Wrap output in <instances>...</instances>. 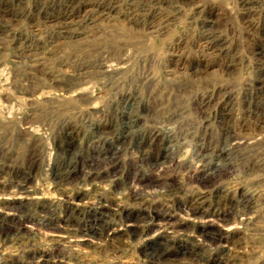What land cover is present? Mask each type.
<instances>
[{
	"label": "rangeland",
	"instance_id": "rangeland-1",
	"mask_svg": "<svg viewBox=\"0 0 264 264\" xmlns=\"http://www.w3.org/2000/svg\"><path fill=\"white\" fill-rule=\"evenodd\" d=\"M133 1L89 0V4L85 5L84 9L78 8V14L74 13L75 17L80 15L79 18L67 20L71 27L68 28L69 37L65 38L59 35L58 29L63 25L62 18L70 9L67 7L71 0H0V225H10L11 222L16 221L15 219H20L14 225V229H11V233L7 234L6 240L2 237L0 264H39L42 259H38V256L43 253L47 256L50 254L48 263L146 264L140 251L145 244L155 242L158 235L170 237L173 241L176 239L185 241L184 244L188 249L196 245L194 250L200 254L197 262H178L175 257H170L162 264H204L202 260L210 256L211 250L208 247H198L201 239L195 232L207 225L220 232L228 241H232L222 242L212 250V253L216 252L220 257L222 256L221 260H224L222 264H264V220H259L254 228V226L248 227L245 217L240 215L233 216L226 223H219L209 218L206 212L190 215L185 210L177 209L179 204L195 194L203 201L200 208L204 211L209 209L208 213L213 212L218 207L212 193L214 188L236 186L248 190L250 187L251 178L245 176L242 167L235 162L232 165L234 169L225 176L208 175L212 164L220 165L216 157L219 149L229 143L233 145L235 142L222 138L221 129L216 123L215 110L208 111L200 118L192 101L197 94L208 92V95L213 94L215 87H232L230 95L232 97L233 93L231 103L233 115L228 118V120L231 118L228 122V130L233 137L253 133L254 127L260 124L259 120H264V108L255 110V107L262 102L263 93L256 98L251 89L257 86L256 80L260 78L251 54L253 49L264 41L259 34H254L255 37L251 36H254L252 32L256 33L255 28L257 29V25L261 24L264 18L261 15H254L252 18L255 20L253 19L252 25H249L250 28L247 27L248 25L242 21V14H239V0H154V2L135 0L134 3ZM96 3H112L113 9L105 11L107 13L104 14L107 16L97 24L94 23L95 26L92 27L89 23L90 16L99 15V9L95 7ZM72 4L73 11H77L76 7L79 5L77 6L75 1ZM83 16L87 17L78 22ZM167 16H175V19L170 22L171 24H167L165 29L163 27L161 31L155 32V28L153 31L149 28L153 27L156 20L160 22ZM204 19H211L214 22L213 30L226 42L228 53L225 54L226 56L218 57V67L197 66V61L202 60L203 55L206 54H204L205 44L199 41L202 32L200 22ZM75 22L86 30L80 32L81 35L72 37L73 30H77L74 26ZM121 26L127 27L126 30L131 26L129 28L131 32L127 31L134 34L133 38L131 36V41L143 45L128 50L123 43L113 47L110 42L118 34L120 35L117 29ZM19 50L30 51L28 54L37 58L24 56L25 53L22 57H17L20 54ZM124 54L131 55L128 56L125 66H122L121 62L118 68L122 70L113 77L97 76L96 70L88 69L92 66L90 63H96L97 60L106 71L116 69L120 60L125 58ZM229 56L241 60L238 66L225 73L220 66L226 60H230ZM105 59L108 61L105 62ZM95 63L93 66L97 65ZM82 70L83 72L87 70V77L79 76ZM195 70H198L197 74H193L197 72ZM185 71L192 73L191 77H184L186 80L183 78V82L177 83L178 87L169 86L173 76H180ZM143 76H146L147 80H144ZM61 77L63 80L59 79ZM73 77L79 80L77 83H80L75 91L74 88H70L73 89L72 91L63 88L65 81L74 79ZM195 78L199 79L195 80ZM212 82L215 86L210 85L207 89L206 85ZM200 84L205 85V89L197 86ZM125 93H129L130 98L134 97L133 109L122 108L120 95H126ZM247 111L254 115H248ZM61 112L66 114H60ZM167 112L170 114L167 115ZM172 112L173 115L177 114L176 119H170ZM57 115L60 117L58 118ZM139 115L143 118L139 126L141 134L145 135L143 141L146 140L150 130H156L160 137L164 136V139L177 137L174 139L177 143L174 144L176 147L173 152V161L177 166L172 165L171 168L166 166L165 169L151 173L152 178L160 179L162 184L174 182L177 190H173V195L161 194L163 190L161 191L159 186L144 187L147 180L143 186L139 182L137 184L129 180L142 172L145 175L150 174L148 166H139L140 164L136 162L134 157L137 154L131 150V145L113 154L114 147L109 146L113 138L104 145H99L93 153L87 149L92 142L98 140L93 135V126L105 120L109 121L114 135L117 136L116 133L122 126L120 122L122 117H125V123L131 120L133 123L135 117ZM54 118L55 120H52ZM262 125L264 122L260 124ZM201 133L207 135L204 136L205 138L209 136L212 138L210 141L204 138L205 143L208 144L205 147L210 148L205 158L199 161ZM103 136L102 139L107 138ZM257 138L264 139V132H261ZM149 152H153V149ZM72 158L71 178L65 184L53 186L51 182L53 170L62 163L70 162ZM201 166L203 171L198 179L187 180V174L191 175L201 170ZM165 172L167 175H164ZM132 190L139 199H130ZM262 190L258 188L255 200L258 196V201L260 200L264 191ZM98 194L101 203L93 199V196ZM236 203L240 205L238 201ZM224 205V201L221 202V207ZM18 206H21L23 213L21 215H18L21 211L17 210ZM164 206H169V214L166 213L164 217L169 216L173 218L172 220L182 223V228L177 233L160 228L162 223L159 225L153 218L154 213ZM139 207L145 209L148 220H155L150 225L155 227L153 230L155 229L156 232L149 230L150 227L147 226L149 222H137L132 228V234H124L123 231L125 227H129V224L124 227L122 225L124 221L118 220L119 216H116L113 219L108 218L111 229L105 231L107 236L115 232L117 238L112 243L108 238L101 241L84 236V233L80 232L81 229L72 234L64 229L56 230L52 225L54 223L57 225L58 221L63 220L71 210H79L82 229L88 232L99 221L95 219L103 215V210L115 211L122 208L121 210L130 209L135 212ZM259 226L263 231H260ZM17 227H21V233L16 231L19 230ZM55 247L58 252L57 255L53 254V257L51 253Z\"/></svg>",
	"mask_w": 264,
	"mask_h": 264
},
{
	"label": "bare ground",
	"instance_id": "bare-ground-1",
	"mask_svg": "<svg viewBox=\"0 0 264 264\" xmlns=\"http://www.w3.org/2000/svg\"><path fill=\"white\" fill-rule=\"evenodd\" d=\"M75 1L76 5L78 7H76L77 9H84V6L89 4L88 1L89 0H71L70 5L67 8H70L69 10L66 11V14L64 15V18H62V20H64L63 25H61L59 27V35L62 37H69L70 31L68 30L69 27H71L68 23L67 20L72 19L75 17L74 13L78 11H73L74 9V5L72 4ZM87 1V2H86ZM133 1V0H132ZM135 1V0H134ZM133 1V3H134ZM147 1V0H146ZM145 1V2H146ZM154 2V0H150V2ZM166 1V0H165ZM104 2V1H103ZM158 2V1H157ZM132 3V5H133ZM147 3V2H146ZM159 3V2H158ZM92 4V3H91ZM136 4V3H135ZM68 5V4H66ZM73 5V7H72ZM146 5V4H145ZM153 5V4H152ZM94 7V6H93ZM95 7L97 9H99L98 13L99 15L93 14L90 16L89 18V23L91 24V26L93 27V25L95 26L94 23L97 24V22H99L101 19L103 20L105 16H107V14H104L105 11H110L113 9V4L109 3V4H103V3H96ZM145 7V6H144ZM66 9V8H65ZM150 9V8H149ZM172 9V8H171ZM239 9H240V13L243 16V23L245 25H248L247 27H249V25H252L253 21L255 20L254 15H261L264 18V0H239ZM86 10V8H85ZM126 10V9H125ZM86 12V11H85ZM84 13V12H82ZM107 13V12H105ZM159 13V12H158ZM163 13V12H162ZM85 14V13H84ZM74 15V16H73ZM87 15V14H85ZM201 15V14H200ZM137 16V15H136ZM135 16V17H136ZM79 16H76L75 18H79ZM85 17L87 16H83L80 18V20L78 22H80L81 20H84ZM134 17V16H133ZM138 19V18H137ZM160 19V18H159ZM175 19V16H167L165 17L164 20L160 21V22H156L157 24L154 23L153 27H149L150 29H152V31L154 30V28L156 29L155 32L157 31H161V29L164 27V29L167 27V24H171L170 22H173ZM235 19V18H234ZM254 19V20H253ZM87 20V19H86ZM153 20V19H152ZM263 20V19H262ZM71 21V20H70ZM76 23L74 26L77 27V30L74 31L73 30V36L75 37V35H81L80 32H84L86 29L85 27L81 28V26H79V23ZM136 22V21H135ZM162 22V23H161ZM255 23V22H254ZM261 24L257 25V29L256 33L252 32L251 29L250 31L253 33L252 35H261L262 36V40L264 41V21L260 22ZM89 25V24H88ZM88 25H86L88 27ZM131 25V24H130ZM201 28H202V32H201V37H200V42H203L205 44V51H204V58L202 60L197 61V66L200 65L202 67L205 68H211V67H218V63H217V59L218 57H220L221 55H225L228 53V50H226V42L225 40H223V38H221L220 35H218V32H215L213 30V26H214V22L209 19H204L201 20L200 22ZM242 25V24H241ZM255 25V24H254ZM90 26V25H89ZM110 27V26H109ZM129 28L131 26H128ZM190 27V26H189ZM245 28V26H243ZM127 28V27H126ZM126 28L124 26H121L119 29L120 31V35L118 34V36L114 39L113 37L110 35V38L112 37V45L113 47H116L118 44L123 43V45L125 46V48L128 50V48H133L134 49L138 46L141 47L143 44H138L137 42L134 43V41L132 42V38L134 34H130L127 33L131 32L129 31V28L126 30ZM250 28V27H249ZM248 28V29H249ZM149 31V29H147ZM116 31V30H115ZM190 31V30H189ZM254 31V30H253ZM249 32V31H248ZM118 33V32H116ZM135 33V32H133ZM139 33V32H138ZM160 33V32H159ZM242 33V32H241ZM95 34V33H94ZM115 34V33H114ZM140 35V34H139ZM142 35V34H141ZM248 35V34H247ZM251 35V34H250ZM251 36V37H255ZM109 36V35H108ZM132 36V38H131ZM260 36V38H261ZM105 37V36H104ZM259 37V36H258ZM71 38V37H70ZM84 38V36H83ZM101 38V37H100ZM139 38V37H138ZM141 38V37H140ZM64 39V38H63ZM81 39V38H80ZM85 39V38H84ZM106 39V38H105ZM124 39V40H122ZM226 39V38H224ZM259 39V38H258ZM57 40V39H56ZM83 40V39H82ZM99 40V39H98ZM84 41V40H83ZM103 41V40H102ZM88 42V41H86ZM108 42V41H107ZM261 42V41H260ZM103 43V42H101ZM264 43V42H263ZM261 45H257L256 48L253 49L252 51V57L256 62L257 65V69H258V73L259 75V79L256 80L257 86H253V88L251 87V89L254 91H251L254 93V95L256 96V98L260 97V94L263 93V99H264V44ZM89 44V43H88ZM94 44H97L94 42ZM105 44V43H103ZM189 44V43H188ZM84 44H82L83 46ZM93 45V44H92ZM21 46V45H20ZM23 46V45H22ZM21 46V47H22ZM26 46V45H25ZM44 46V45H43ZM87 46V45H86ZM96 46V45H95ZM94 46V47H95ZM20 47V48H21ZM29 47V45H28ZM110 47V46H109ZM112 47V46H111ZM112 47V48H113ZM37 48V47H36ZM41 48V46H40ZM90 48V47H89ZM119 48V47H118ZM116 48V49H118ZM121 48V46H120ZM119 48V49H120ZM146 48V46H145ZM39 49V47H38ZM123 49V48H122ZM28 50V49H27ZM30 50V49H29ZM34 50V49H32ZM139 50V49H138ZM20 51V50H19ZM18 51V52H19ZM35 51V50H34ZM90 51V50H89ZM118 51V50H117ZM120 51V50H119ZM42 52V51H41ZM47 52V51H46ZM135 53H140L138 51H134ZM148 52V51H147ZM20 54L17 55V57H22L23 54L25 53L24 56H31L32 54H28L30 53V51H24L21 50L19 52ZM37 53V52H36ZM128 54V53H127ZM132 54V53H131ZM129 54V55H131ZM134 54V53H133ZM149 54V53H148ZM38 55V53H37ZM125 55V54H124ZM129 55H125V58L122 59L123 55H121L122 57L120 59V62L118 63V59L117 60V65H116V69H112L109 71H106V69H102V66L100 62H97L95 64V66H93V64L90 63V65H92L91 67H89L88 69L90 70H96L97 71V76H102V77H106V76H111L113 77L114 75H116L119 71L122 70V68H118L119 65H121L122 62V66L126 65V61L128 60V56ZM42 56V55H40ZM226 56V55H225ZM232 56V55H230ZM229 56V58H230ZM32 57V56H31ZM234 57V56H233ZM230 58V60H224L225 62L222 64V66H220V68L223 70V72L227 73L230 71V69L236 67L239 65L240 60H237L235 58ZM16 58V57H15ZM25 58V57H24ZM34 58V57H32ZM37 57H35L34 59H36ZM200 58V57H199ZM222 58V57H221ZM26 59V58H25ZM43 59V58H42ZM223 59V58H222ZM221 59V60H222ZM101 60V58H100ZM151 60V59H150ZM188 60V59H187ZM108 61V60H107ZM105 59V62H107ZM115 61V60H114ZM61 62V61H60ZM91 62V61H90ZM223 62V61H222ZM219 62V63H222ZM85 63V62H84ZM116 63V62H115ZM255 64V63H254ZM89 65V66H90ZM17 67V66H16ZM83 68V67H82ZM81 68V69H82ZM84 69V68H83ZM87 69V70H88ZM87 70L85 72H80L79 76L83 77V76H88L87 74ZM197 71V72H196ZM146 72V71H145ZM196 73L193 74H197L198 70H195ZM200 72V70H199ZM204 72V71H203ZM89 73V71H88ZM75 74V73H74ZM182 75L180 76H173V78L171 79V85L175 88V85L178 83H180L182 81V79L185 77L187 78L188 76L191 77V74L189 71L186 73L183 72L181 73ZM204 74L206 75V72H204ZM55 75V74H54ZM91 76V74H90ZM93 76V75H92ZM201 76V75H200ZM55 77V76H54ZM57 77V76H56ZM76 77V76H75ZM116 77V76H115ZM74 78V77H73ZM80 78V77H79ZM84 78V77H83ZM184 78V79H185ZM59 79H62L59 78ZM105 79V78H104ZM116 79V78H115ZM142 79V78H141ZM144 80H147L146 76H143ZM142 79V80H143ZM197 78H195L196 80ZM199 79V78H198ZM197 79V80H198ZM43 80V79H42ZM63 80V79H62ZM61 80V81H62ZM110 80V79H109ZM107 80V82L109 81ZM170 80V79H169ZM186 80V79H185ZM184 80V81H185ZM52 81V80H51ZM55 81V80H54ZM59 80L57 79V82ZM79 81V80H78ZM75 78L74 79H69L67 82L65 81V84L62 86L63 88H75L78 86L77 83L78 82ZM192 81V80H191ZM190 81V82H191ZM81 82V81H80ZM183 82V81H182ZM198 82V81H197ZM64 83V82H63ZM199 83V82H198ZM197 83V84H198ZM203 83V82H202ZM211 83V82H210ZM51 84V83H50ZM60 84V83H59ZM146 84V83H145ZM148 85L150 84V82L147 83ZM146 84V85H147ZM186 84V83H184ZM192 84V83H191ZM190 84V85H191ZM196 84V82H195ZM52 85V84H51ZM182 85V84H181ZM210 85L215 86L212 82V84H207L206 88L209 87ZM177 86V85H176ZM200 86L199 88L203 89L204 86L202 84L197 85ZM178 87V86H177ZM182 87V86H180ZM178 89V88H177ZM194 89V88H193ZM200 89V90H201ZM205 89V88H204ZM208 89V88H207ZM216 89L215 92L213 94L208 95V93L204 94V93H200V94H195L194 96V100L192 101V103L194 102V106H195V110L198 116H201L200 118L204 117V115H206V113L210 110H215V115H216V123L218 125V128L220 127L221 129V133H222V138L224 139H228L229 142H235L232 146L230 145V143L228 145H224L222 147V149L220 148L219 151L216 153V157L219 159L220 161V165H211V169L209 172V176H225V174L229 171H231V169H234V167L232 166L233 163L235 162L238 166H241L243 169V174H245V176H247L248 178H251V183H250V187L248 190H245L243 188H239L236 186H231L230 187H216L212 190V193L214 194V198L216 200L217 203V210L213 212H209L202 210V208H200V205L203 203V201H201V198L199 196H196L195 194L192 196H190V198H188L187 201H185L184 203H181L178 205V210L179 211H183L185 210L186 213L188 214H204L206 212V214H208L209 218H212L213 221H217L219 223H226L227 221H229L233 216L235 215H240V217H245V223L248 227L250 226H254L258 223L259 220H264V139H259L257 138V136L261 133L264 132V125L260 126V124H263L264 120L261 119L260 124L254 127V129L252 130V132L254 133H246L243 134L242 136H234L233 134L228 130V122L230 121V119L228 120L229 116L233 115L231 114V103H232V97H233V93H232V97L230 95V91L232 89V87H228V88H214ZM71 91L73 89H70ZM173 90V89H171ZM191 90V89H190ZM189 90V91H190ZM233 90V89H232ZM63 91V90H62ZM67 91V89H66ZM202 91V90H201ZM204 91V90H203ZM214 91V90H213ZM218 91V92H217ZM69 92V91H68ZM217 92V94L215 95V93ZM25 93V92H24ZM38 93V92H37ZM193 93V92H192ZM126 94V93H125ZM129 94V93H128ZM126 94V95H120V102L122 103V108L124 110H127L128 108L131 109V107L133 106V101H134V97L130 98V96ZM182 95V94H181ZM85 96V95H84ZM88 97V96H87ZM169 97V96H168ZM189 97V96H188ZM80 98V97H79ZM48 99V98H47ZM56 99V98H55ZM88 99V98H87ZM261 100V104L257 107H255V110L258 109H262L264 108V100ZM257 100V99H256ZM83 101V100H82ZM39 102V101H38ZM57 102V101H56ZM87 102V101H86ZM42 103V102H41ZM63 103V102H62ZM187 103V102H186ZM259 103V102H257ZM118 104V103H117ZM135 104V103H134ZM252 104V103H251ZM255 104V103H254ZM37 105V104H36ZM45 105V104H44ZM182 105V104H181ZM54 107V106H53ZM54 109V108H53ZM66 109V108H65ZM133 109V107H132ZM57 110V109H56ZM64 110V109H63ZM62 110V111H63ZM60 111V110H59ZM65 111V110H64ZM165 111V110H164ZM57 112V111H56ZM66 112V111H65ZM65 112H61L60 114H66ZM143 112V111H142ZM249 112V111H247ZM256 112V111H255ZM59 113V112H58ZM165 113V112H164ZM170 112H167V115H169ZM56 115V113H54ZM129 114V113H128ZM51 115V114H50ZM59 115V114H58ZM57 115V116H58ZM130 115V114H129ZM179 115V114H178ZM248 115L253 116L254 114L252 112H249ZM56 116V117H57ZM125 116V115H124ZM45 117V116H44ZM48 117V114H47ZM52 117V116H51ZM60 116H58L59 118ZM62 117V116H61ZM130 117V116H129ZM133 117V116H132ZM131 117V119H132ZM264 117V116H263ZM43 118V117H42ZM176 119L177 118V114L170 115V119ZM258 118V116H257ZM262 118V117H261ZM49 119V118H48ZM154 119V118H153ZM254 119V117L252 118ZM260 119V118H259ZM46 120V119H44ZM50 120V119H49ZM52 120H55L52 119ZM130 120V119H129ZM128 120V121H129ZM111 121V120H110ZM125 117H122L121 119V125L119 127V131L116 133V135H114L113 133V129H112V125L110 124L109 121H103L100 124H97L96 126H93V135L95 138H97L98 140L92 142L89 146V148H87L89 151H91L92 153L95 152L99 147V145H104V143L106 141H110L111 139H113L112 144H109V146H113L114 150H113V154L117 153L120 150H125L127 149L128 146H130L131 150L137 154V156H135V160L136 162H138L141 165H146L149 167L150 170V174L149 175H145L142 173H140L138 176L135 175L133 177H131L129 180H131V182L133 183H137L139 182V184L141 186H143L146 183L147 180V184L144 185V187H153L155 186H159L161 188V191L163 190V192L161 194H169V195H173V190H177V187L175 185V183L173 182H166L163 183L160 182L158 179L156 178H152L151 173L152 172H156V170H161L162 168L165 169L166 166H170L173 167L177 166V164L173 161V157H174V149L176 147L174 139L177 138H166L164 139L163 137H160L161 135L158 134L159 132H157L156 130H153L148 133V135L146 136V140L143 141V134H141L140 131V125L143 122V118L137 116L135 117V120L132 122H127L125 123ZM38 124L41 122L37 121ZM35 122V123H37ZM67 122V121H66ZM44 123V121L42 122V124ZM55 123V121H54ZM64 123V122H63ZM63 123L61 125H63ZM41 124V123H40ZM65 125V124H64ZM68 126V125H66ZM63 127V126H62ZM65 127V126H64ZM192 127V126H191ZM238 127V126H237ZM92 129V128H91ZM242 129V128H241ZM105 130L107 132H105ZM117 130V128H116ZM187 130V129H186ZM190 131V130H189ZM188 132V131H187ZM205 133V132H204ZM8 134V133H7ZM70 134V132H69ZM105 136L107 138H103L101 136ZM192 135V134H191ZM103 136V137H104ZM204 136H207L206 134H202L199 136L200 138L202 137V139H200V141L202 142V144L199 146V161L202 160V158H205V154L208 151V149L210 148L208 146L205 147L206 144L204 141ZM73 137V136H72ZM91 138V137H90ZM179 138V137H178ZM208 139V141H210V136L206 137ZM205 138V139H206ZM88 140H91L88 138ZM178 140V139H176ZM93 141V140H92ZM218 141V140H217ZM226 141V140H225ZM91 142V141H90ZM177 143V142H176ZM208 143V142H207ZM211 143V142H209ZM224 143V140H223ZM60 144V143H59ZM66 144V143H65ZM212 144V143H211ZM216 144V142H215ZM89 145V144H88ZM210 145V144H209ZM61 146V145H60ZM63 146V145H62ZM211 146V145H210ZM36 147V146H35ZM104 148V147H103ZM34 149V148H33ZM66 149V148H65ZM150 149H153V152H149ZM29 150V149H28ZM32 150V149H31ZM69 150V149H68ZM35 151V150H34ZM57 151V150H56ZM67 151V150H66ZM74 151V150H73ZM72 151V152H73ZM76 151V150H75ZM3 152V151H2ZM60 152V150H58V153ZM106 152V151H105ZM112 152V150H111ZM34 153V152H33ZM57 153V152H56ZM61 154V152L59 153ZM75 154V152H74ZM77 154V153H76ZM112 154V155H113ZM40 155V154H39ZM78 155V154H77ZM63 156V155H62ZM74 156V155H73ZM61 157V156H60ZM72 157V156H70ZM114 157V155H113ZM35 159V158H34ZM33 159V160H34ZM60 159V158H58ZM81 159V158H80ZM32 160V161H33ZM134 161V160H133ZM218 161V162H219ZM73 158L70 160V162L66 163V164H61V166H57L52 173L51 176V182L53 186H59L61 183L65 184V182L70 179V173L73 171ZM65 163V162H64ZM58 164V163H57ZM72 164V166H71ZM92 164V163H91ZM137 164V163H136ZM206 164V163H205ZM223 164V165H222ZM235 165V164H234ZM180 166V165H179ZM203 166V165H202ZM202 166H201V170H197L195 171L193 174H187V180H192V179H198L199 174L202 173ZM9 167V166H8ZM182 167V166H181ZM233 167V168H232ZM240 167V168H241ZM71 170V171H70ZM158 172V171H157ZM149 173V172H148ZM166 173V172H165ZM184 173V172H183ZM230 174V173H229ZM164 175H167L164 174ZM229 176V175H228ZM156 177V175H155ZM166 177V176H165ZM185 177V176H184ZM167 178V177H166ZM224 178V177H222ZM221 178V179H222ZM94 179V178H93ZM159 181V182H158ZM202 181V180H201ZM68 182V181H67ZM22 183V182H21ZM191 184V183H190ZM18 185V184H17ZM20 185V184H19ZM21 186V185H20ZM20 186H18L20 188ZM218 186V185H217ZM143 188V187H142ZM258 188L263 189V194L261 195L260 200L258 201L259 196L257 197V199L255 200V197L258 195ZM139 189V188H138ZM155 189V188H154ZM180 190V189H178ZM181 192V190H180ZM131 200H137L139 199L137 196V194L135 193L134 190H132L131 192ZM171 193V194H170ZM262 193V192H261ZM96 194V193H95ZM100 194V193H99ZM94 195L93 199H96V202H100V195ZM212 194V195H213ZM260 195V194H259ZM154 196H157L154 194ZM77 197H79L77 195ZM96 197V198H94ZM150 197V196H149ZM155 198V197H152ZM102 199V198H101ZM95 201V200H94ZM225 203L224 207H221V202ZM239 202L240 205H237L236 202ZM108 202V201H107ZM101 203V202H100ZM176 203V202H175ZM236 203V205H235ZM108 204V203H107ZM106 204V205H107ZM174 204V203H173ZM39 205V204H38ZM112 207V203L109 204ZM6 208V207H5ZM114 208V207H113ZM116 208V206H115ZM148 208V207H147ZM174 208V207H173ZM109 209V208H108ZM122 209V208H121ZM120 208L116 209L115 211H108V210H103L101 216H99V218H96L95 220H99L95 225H93V227L91 229H87L88 232H85L82 229V224H81V220L79 219V214L80 211L79 210H71L70 212H68L65 216V218L63 220H59L58 224L56 225L54 222L53 227H55V229H64L66 231H70V233H74L76 230H80L81 229V233H84V236H88L90 238H97L98 240H103L105 238H108L110 242H114V240L117 238V236L115 235V232H112L111 235L107 236L105 235V231L106 230H110L111 229V223L110 220L108 218H116V216H119L117 219L118 220H123L124 223H122V225H124V227L126 225H128L129 227H125L123 233L130 235L132 234V228L134 227L135 223H148L149 222V230L151 229V231H155L156 230L153 228H155L153 225H150L151 223H153L155 220L158 221L159 225L162 223V226L160 228H163L165 230H170L172 232H178L181 228H182V223L178 220H172V217H164V215L166 213H168V209L169 206H164L162 207L161 210L157 211L154 213V219L155 220H148V217L145 214V209L144 208H140L137 209L135 212L130 211V209L127 210H121ZM216 209V208H215ZM18 211L21 210V206L17 208ZM114 210V209H113ZM172 210V209H171ZM177 210V211H178ZM13 211V210H12ZM24 211V210H23ZM43 211V210H42ZM176 210H174L175 212ZM17 212V211H16ZM39 212V211H38ZM18 215H21L22 210L20 212H18ZM44 213V211H43ZM262 213V214H261ZM23 214V213H22ZM96 214V213H95ZM169 214V213H168ZM171 214V213H170ZM45 215V214H44ZM50 215V214H49ZM262 215V216H261ZM46 217V216H45ZM96 217V216H95ZM94 217V218H95ZM1 218V217H0ZM81 218V217H80ZM14 219V218H13ZM93 219V218H92ZM108 219V220H107ZM111 219V220H112ZM2 220H4L2 218ZM16 221L14 223L11 222L10 225H4L1 226L0 225V242L3 240L2 237L5 238L7 237L8 233H11V229H14V225H16V223L20 220L19 218L15 219ZM148 220V221H147ZM2 222V221H1ZM40 222V221H39ZM48 222V221H46ZM114 222V221H113ZM116 222V220H115ZM118 222V221H117ZM264 222V221H263ZM44 223V222H43ZM86 223V221H85ZM120 223V222H118ZM48 224V223H47ZM115 224V223H114ZM87 225V224H86ZM156 224V226H159ZM45 226V225H44ZM113 226V225H112ZM258 226V225H257ZM262 226V225H261ZM260 227V231L262 230V228ZM16 228V227H15ZM19 228V227H17ZM21 228V227H20ZM20 228L19 230H16L17 232H20ZM48 228V227H47ZM59 229V230H60ZM258 229V228H257ZM86 230V231H87ZM162 230V229H161ZM252 230V229H251ZM254 230V229H253ZM263 231V230H262ZM14 232V231H13ZM23 232V231H22ZM21 233V232H20ZM25 233V232H23ZM197 233V237H199L201 239L200 241V245L198 247H208L209 250H211L209 253V257L205 258L204 260H202V262H204V264H222L224 260H221V257L215 252L212 253V250H214V248H216L219 244H221L222 242H230L228 241L227 238H225L220 232H218L216 229H214L213 227H211L210 225L207 226H202ZM6 234V235H5ZM15 234V233H13ZM12 234V235H13ZM123 234V235H124ZM259 235V234H258ZM261 235V234H260ZM18 236V235H17ZM15 236V237H17ZM27 236V235H26ZM122 236V235H121ZM19 237V236H18ZM25 237V236H24ZM10 238V237H8ZM21 238V237H20ZM170 239V241H169ZM13 240V239H12ZM11 240V241H12ZM19 240V239H18ZM16 241V239L14 240ZM104 241V240H103ZM185 241L182 240H172L170 237H164L162 235H158L156 238L155 242H149L147 244H145L142 248L141 255L142 258L144 259V263L146 264H162L164 262H166L167 258L170 257H175V260L178 259V262H190V261H198V259H200V254L198 251L194 250V246H192V249H188L186 244H184ZM232 242V241H231ZM230 242V243H231ZM235 243V242H234ZM4 244V243H3ZM15 244V243H14ZM198 244V243H197ZM164 245V246H163ZM166 245V246H165ZM234 245V244H233ZM59 246V245H58ZM205 249V248H204ZM63 251V250H62ZM57 248L55 247L54 251L51 253L52 255L55 254L57 255ZM25 253V252H24ZM48 253V252H47ZM38 255V254H37ZM61 256V255H60ZM38 259H42L40 260L39 264H59L60 262H52V263H48L49 261V257L50 254L47 256L46 253H43L41 255L38 256ZM54 257V255H53ZM65 257V256H64ZM63 257V258H64ZM226 258V257H225ZM224 258V259H225ZM9 259V258H8ZM34 260V259H33ZM173 260V259H172ZM36 261V260H35ZM169 261V260H168ZM2 262V261H1ZM4 262V261H3ZM7 262V261H6ZM11 262V261H10ZM14 262V261H13ZM201 262V261H200ZM201 262V263H202ZM19 263V262H17Z\"/></svg>",
	"mask_w": 264,
	"mask_h": 264
}]
</instances>
